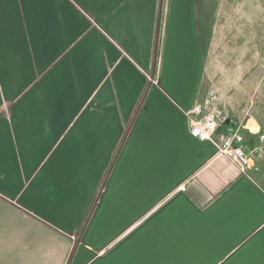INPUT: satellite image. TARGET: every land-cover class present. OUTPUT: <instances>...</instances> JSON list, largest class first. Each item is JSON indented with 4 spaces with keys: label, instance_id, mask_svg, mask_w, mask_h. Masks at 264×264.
<instances>
[{
    "label": "crops",
    "instance_id": "crops-1",
    "mask_svg": "<svg viewBox=\"0 0 264 264\" xmlns=\"http://www.w3.org/2000/svg\"><path fill=\"white\" fill-rule=\"evenodd\" d=\"M158 1L0 0V264L28 261V253L34 261L38 248L54 247L59 235L45 226L55 223L46 209L59 212L76 161L91 173L92 144H107L108 129L124 127L148 83ZM195 10V0H164L159 47L168 63L160 85L178 114L199 102L196 88H187L196 67ZM187 112L180 118L188 142L200 145L187 150L191 177L132 237L135 264H264V131L257 117L225 118L222 131L237 129L247 151L256 148L242 172L210 142L190 137Z\"/></svg>",
    "mask_w": 264,
    "mask_h": 264
},
{
    "label": "rangeland",
    "instance_id": "rangeland-1",
    "mask_svg": "<svg viewBox=\"0 0 264 264\" xmlns=\"http://www.w3.org/2000/svg\"><path fill=\"white\" fill-rule=\"evenodd\" d=\"M195 9L196 67L187 88H196V100L207 99L221 111L222 117L254 114L262 118L264 0H195ZM174 51L179 49L174 48ZM159 57L153 80L156 87L151 89L130 132L72 264H135V257L131 255L132 237L137 238L134 234L140 227L145 231L143 225L147 217L159 210L191 177V169L185 172L187 150L196 152L199 144L188 142L180 118V114L187 111L175 112L177 103L165 92L161 93V76L168 63L166 49L161 45ZM191 57L190 54L189 59ZM178 67L184 69L183 64L176 62V70ZM150 70L151 63L144 73L147 81ZM136 105L125 113L123 128L108 129L107 144H92L90 174L88 168L81 171V162L76 161L74 185L70 183L69 191L60 193L59 212L55 208L53 212L46 209L50 217L45 218L52 217L55 223L45 226L59 235L58 240L54 238V247L38 248L34 261L28 253V261L11 264H66ZM248 121L256 129L252 119ZM159 242H162L161 237H158Z\"/></svg>",
    "mask_w": 264,
    "mask_h": 264
},
{
    "label": "built area",
    "instance_id": "built-area-1",
    "mask_svg": "<svg viewBox=\"0 0 264 264\" xmlns=\"http://www.w3.org/2000/svg\"><path fill=\"white\" fill-rule=\"evenodd\" d=\"M189 116L188 134L193 139L200 142H210L218 154L229 156L245 172L254 148L247 151L243 143V137L237 129H230L227 132H218L219 125L224 121L221 111L212 105L207 99L193 104L187 112ZM264 141V133L259 135ZM180 190H185L184 184L179 186Z\"/></svg>",
    "mask_w": 264,
    "mask_h": 264
},
{
    "label": "water",
    "instance_id": "water-1",
    "mask_svg": "<svg viewBox=\"0 0 264 264\" xmlns=\"http://www.w3.org/2000/svg\"><path fill=\"white\" fill-rule=\"evenodd\" d=\"M163 4H164V0H159L158 1L157 21H156V29H155V40H154V47H153V56H152L150 77H149L148 83H147V85L145 87V90H144V92L141 95V98L139 100V103H138V105H137V107H136V109H135V111H134L129 123H128V126H127V128H126V130L124 132V135H123V137H122V139H121V141H120V143H119V145L117 147V150H116V152H115V154H114V156L112 158V161H111V163L109 165V168H108V170L106 172V175H105V177H104V179H103V181H102V183H101V185H100V187L98 189V192H97V194H96V196H95V198H94V200H93V202L91 204V207H90V209H89V211L87 213V216H86V218H85V220H84V222H83V224L81 226V229H80V232H79V234H78V236L76 238V241L74 242V244H73V246L71 248V251H70L69 256L67 258L66 264H71L73 259H74V256H75V254L77 252V249H78L79 245L81 244L83 236H84V234H85V232L87 230V227H88V225H89V223L91 221V218H92V216H93V214L95 212V209H96V207H97V205H98V203H99V201L101 199V195H102L103 191L105 190L106 184H107V182L109 180V177H110V175L112 173V170H113V168H114V166L116 164V161H117V159H118V157H119V155H120V153L122 151V148H123V146L125 144V141H126V139L128 137V134H129V132H130V130L132 128V125H133V123H134V121H135V119H136V117H137V115H138V113H139V111L141 109V106H142V104H143V102L145 100V97H146L151 85L153 84V80H154V77H155V74H156V70H157V63H158V52H159V41H160L161 24H162Z\"/></svg>",
    "mask_w": 264,
    "mask_h": 264
},
{
    "label": "trees",
    "instance_id": "trees-1",
    "mask_svg": "<svg viewBox=\"0 0 264 264\" xmlns=\"http://www.w3.org/2000/svg\"><path fill=\"white\" fill-rule=\"evenodd\" d=\"M258 119V122L260 124V130L264 131V110H263V117L260 118L258 116H256ZM229 122L227 121V119H224V121L219 125L218 127V132L222 131V130H226V126H228Z\"/></svg>",
    "mask_w": 264,
    "mask_h": 264
}]
</instances>
